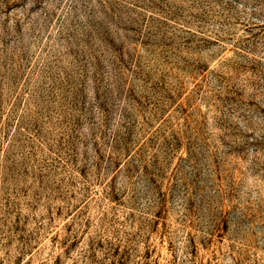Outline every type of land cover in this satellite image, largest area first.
Returning a JSON list of instances; mask_svg holds the SVG:
<instances>
[{
    "label": "rangeland",
    "instance_id": "obj_1",
    "mask_svg": "<svg viewBox=\"0 0 264 264\" xmlns=\"http://www.w3.org/2000/svg\"><path fill=\"white\" fill-rule=\"evenodd\" d=\"M0 264H264V0H0Z\"/></svg>",
    "mask_w": 264,
    "mask_h": 264
}]
</instances>
